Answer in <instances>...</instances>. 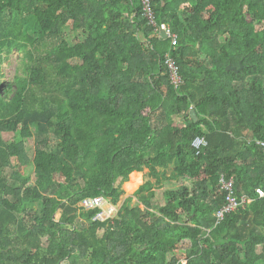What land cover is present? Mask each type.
I'll use <instances>...</instances> for the list:
<instances>
[{"label":"trees","instance_id":"16d2710c","mask_svg":"<svg viewBox=\"0 0 264 264\" xmlns=\"http://www.w3.org/2000/svg\"><path fill=\"white\" fill-rule=\"evenodd\" d=\"M152 7L177 45L142 0H0V76L23 54L0 80V264H264V0ZM29 137L36 180L22 171ZM172 167L164 205L151 179L106 220L80 205H118L130 175L133 190L138 171L161 181ZM222 175L247 201L218 223Z\"/></svg>","mask_w":264,"mask_h":264},{"label":"rangeland","instance_id":"374dc122","mask_svg":"<svg viewBox=\"0 0 264 264\" xmlns=\"http://www.w3.org/2000/svg\"><path fill=\"white\" fill-rule=\"evenodd\" d=\"M65 34L67 36V38L70 41H74V31L71 29V27H66L65 28ZM22 53L18 50H13L8 57L3 58L1 66H2V73L3 75L0 76V80L6 83L12 82L16 73L20 72V67L22 66ZM35 140L34 137H29L27 139H25V149H26V154H27V164L22 167V171L25 175L31 176L32 180H36L35 177V173L33 170V158L35 155ZM173 169V167L169 170L168 172V177L165 178L163 177L161 179V181H157L156 178H153L150 176L149 174V169L145 168L142 171H139L142 173V181L140 182V184L138 185V187L136 189L133 190H128L126 183L128 181H130L131 179V175L129 177V180L124 182L123 184V188L125 190L124 195L122 196L121 201L119 202L118 205H115L111 202H109L107 199H96V200H88V201H83L80 203L81 206L85 207V208H90V207H94L96 206V204H99L102 207V214L103 210H106L107 208H111L114 207L117 210L119 209L120 205L123 203V201L128 198L129 196H134L135 191L142 185L144 184L147 180L151 179L153 181V183L155 184L153 189L155 191V195L152 197L151 201H152V205L153 207H158L161 205H164L167 203V200L164 198L163 196V192L166 189L169 188H175L177 186V181L173 178L170 177L171 175V170ZM137 172V171H135ZM134 172V173H135ZM137 197H134L133 201L131 202V206H134L137 204ZM60 213L57 214V216H59ZM179 255H181V253H179Z\"/></svg>","mask_w":264,"mask_h":264},{"label":"built area","instance_id":"2783aa9c","mask_svg":"<svg viewBox=\"0 0 264 264\" xmlns=\"http://www.w3.org/2000/svg\"><path fill=\"white\" fill-rule=\"evenodd\" d=\"M143 8H144V14L147 16V18L150 20L151 24L156 27V30L158 32L164 31L166 33L167 37H170L172 39V45L175 46L178 44L179 36L176 32H174L171 28V26L168 23H158V21L155 18V14L153 12L152 7V0H142ZM165 63L168 66L169 72H170V78L171 83L175 87H179L183 82V77L181 74L180 65L176 61L175 57L167 53L165 58ZM256 143L262 147H264V139H256ZM192 145L200 152V150L208 145V141L205 136H198L194 139ZM221 186L222 189L226 191V202L225 204L216 212L217 216V222H221L226 214L236 210L239 206L244 205L247 201L246 196L240 197L235 193L234 189V180L226 179L224 175H222L221 178ZM256 193L259 197L264 198V188L259 186L256 188ZM100 199V198H97ZM96 200V199H90ZM88 201V200H86ZM99 205V204H96ZM100 206V205H99ZM101 207V206H100ZM102 208V207H101ZM117 209L114 207L107 208L106 210H103L95 217V219L100 220H106L107 218H111L116 215Z\"/></svg>","mask_w":264,"mask_h":264},{"label":"water","instance_id":"95a60500","mask_svg":"<svg viewBox=\"0 0 264 264\" xmlns=\"http://www.w3.org/2000/svg\"><path fill=\"white\" fill-rule=\"evenodd\" d=\"M161 34H162V36H163L164 38L167 37V36H166V33H165L164 31H162ZM227 69H228V70H231V69H232V70H235L236 72H239L241 69H243V65H240L239 68L236 67V66L229 65V66L227 67ZM191 113H192L193 115H195V110L192 109Z\"/></svg>","mask_w":264,"mask_h":264},{"label":"crops","instance_id":"0c3cea01","mask_svg":"<svg viewBox=\"0 0 264 264\" xmlns=\"http://www.w3.org/2000/svg\"><path fill=\"white\" fill-rule=\"evenodd\" d=\"M139 172V171H138Z\"/></svg>","mask_w":264,"mask_h":264}]
</instances>
